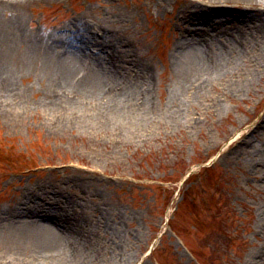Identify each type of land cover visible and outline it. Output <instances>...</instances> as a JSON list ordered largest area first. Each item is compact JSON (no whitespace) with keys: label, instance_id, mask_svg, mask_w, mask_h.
<instances>
[{"label":"rangeland","instance_id":"374dc122","mask_svg":"<svg viewBox=\"0 0 264 264\" xmlns=\"http://www.w3.org/2000/svg\"><path fill=\"white\" fill-rule=\"evenodd\" d=\"M195 6L193 0H43L25 9V28L40 36L60 38L75 20L101 34L106 49L95 68L102 71L103 58L116 54L121 81L149 89L158 120L131 127L117 115L98 117L96 102L84 94L47 108L48 78L33 68L17 76L19 87L34 89L24 97L28 110L0 112V253L23 239L15 210L31 196L63 221V214L79 220L92 232L90 243L110 250L117 264H246L264 243L256 234L264 195L246 168L247 150L264 139V129L255 130L264 114V80L242 88L223 74L185 88L176 69L182 63L173 55L186 28L214 49L218 33L244 40L236 25L245 15L249 23L264 22V6L222 2L211 9L217 18H206L221 25L209 34L191 31L186 11ZM244 28L249 51L257 32ZM170 100L182 106L180 120L161 118ZM75 179L88 184V196ZM106 221H115L121 234L114 252ZM64 223L54 226L80 234L76 222Z\"/></svg>","mask_w":264,"mask_h":264},{"label":"bare ground","instance_id":"6f19581e","mask_svg":"<svg viewBox=\"0 0 264 264\" xmlns=\"http://www.w3.org/2000/svg\"><path fill=\"white\" fill-rule=\"evenodd\" d=\"M39 1L43 0H0V112L14 111L15 116L21 109H29L24 97L28 90L34 89V86L19 87L16 79L17 76H22L26 69L33 68L38 75L48 78L44 86L42 85L47 91L43 100L47 108H59L64 105L63 103L67 104L74 100L79 94H84L96 102L94 108L97 109L98 117L107 119L109 116L117 115L118 121L131 127L136 126L138 121L158 120V116H155L153 101L149 96V89L121 81V67L116 54L109 53L108 58H103L102 71L95 68L96 55L102 54L106 49L105 39L103 36L100 37L101 34L90 32L91 30L81 25L78 20L71 22L60 38L53 35L44 37L38 33L29 32L24 24L25 9ZM193 1L196 2V9L186 11L190 13L186 14V20L193 27L191 30L193 33L209 34L221 26L216 19L211 21L206 18H217L216 15H211L214 14L212 12L214 10L211 9L220 8L222 2L229 0ZM232 2L264 6V0H232ZM203 9L206 11L204 14L201 13ZM228 16L227 22H231V16ZM249 16L245 15L246 18L242 21L244 23L236 25L235 28L243 30V39L247 41L244 26L247 24V27H254L251 31L257 32V38L255 47L252 45L250 52L247 51V45L244 47V40L227 39L224 38L223 33H218L219 45L214 49L211 46L212 43L206 41L207 39L197 40L193 34H189L187 28L184 30L189 36H181L173 55L175 58L178 57L177 65L179 62L182 63L180 68L176 69L178 79L185 88L191 81L197 80L198 86L202 87L207 82L222 79L223 74H228L230 85H238L242 88L255 84L257 78L260 81L264 80V22L249 23L251 20ZM211 37L214 39L213 35ZM232 41H236L237 45ZM248 53L249 57L245 59ZM204 57L210 64L205 63ZM195 58L203 63L198 65ZM38 77L40 81H43L41 76ZM52 89L57 91L50 98L48 92ZM164 106L169 110L163 112L162 119L168 117L180 120L182 118L183 108L178 101L170 100ZM176 107L177 110L174 111ZM171 110L174 111L172 115L168 114ZM261 128L264 129V114L255 130ZM247 141L248 137L243 139L242 143L246 145ZM247 151H250L247 172L258 181L260 185L257 187L264 195V139L259 145H252ZM75 180L76 184L82 188V194L88 196L91 193L88 184L82 179ZM57 194L62 196L59 192ZM29 198L28 203L24 202L22 208L17 207L15 210L20 216L15 222L21 226L23 239L7 252L0 253V264H117L110 250L99 251L94 244L90 243L89 237L92 232L81 226L79 220L71 215L63 214L66 223L70 220L77 223L74 228L80 230V234L72 232L69 228L60 231L54 225L64 223L62 215L51 214V212L55 213L51 209L52 206L40 202L38 196ZM52 200L56 202V199L52 198ZM40 209L44 210L42 214L38 213ZM258 211L256 234L257 237L264 238V207ZM106 223L112 234L114 252L120 245L121 234L118 232L115 221H106ZM246 264H264V243L249 254Z\"/></svg>","mask_w":264,"mask_h":264}]
</instances>
